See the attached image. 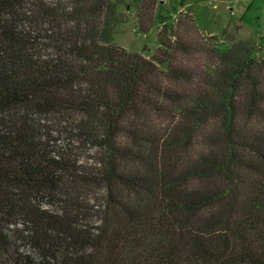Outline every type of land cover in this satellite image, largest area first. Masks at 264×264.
I'll use <instances>...</instances> for the list:
<instances>
[{
	"label": "trees",
	"instance_id": "obj_1",
	"mask_svg": "<svg viewBox=\"0 0 264 264\" xmlns=\"http://www.w3.org/2000/svg\"><path fill=\"white\" fill-rule=\"evenodd\" d=\"M121 1L0 0V264H264V58Z\"/></svg>",
	"mask_w": 264,
	"mask_h": 264
},
{
	"label": "rangeland",
	"instance_id": "obj_2",
	"mask_svg": "<svg viewBox=\"0 0 264 264\" xmlns=\"http://www.w3.org/2000/svg\"><path fill=\"white\" fill-rule=\"evenodd\" d=\"M134 1L117 3V11L127 19L112 32L113 41L127 51L149 57L157 46L159 18L171 23L178 11H184L193 17L200 35L208 38L210 46L226 49L232 43L230 37L235 41L250 40L254 45L252 54L264 58V0H157L148 32L137 29Z\"/></svg>",
	"mask_w": 264,
	"mask_h": 264
},
{
	"label": "crops",
	"instance_id": "obj_3",
	"mask_svg": "<svg viewBox=\"0 0 264 264\" xmlns=\"http://www.w3.org/2000/svg\"><path fill=\"white\" fill-rule=\"evenodd\" d=\"M177 15V14H176ZM176 15H175V17H174V19H173V21L171 22V23H166L165 21H163L162 23L163 24H166V25H171L172 23H174V21H175V19H176Z\"/></svg>",
	"mask_w": 264,
	"mask_h": 264
}]
</instances>
